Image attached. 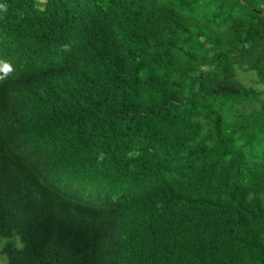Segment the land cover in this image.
Returning a JSON list of instances; mask_svg holds the SVG:
<instances>
[{"label":"trees","instance_id":"obj_1","mask_svg":"<svg viewBox=\"0 0 264 264\" xmlns=\"http://www.w3.org/2000/svg\"><path fill=\"white\" fill-rule=\"evenodd\" d=\"M0 254L264 264V0H0Z\"/></svg>","mask_w":264,"mask_h":264},{"label":"rangeland","instance_id":"obj_2","mask_svg":"<svg viewBox=\"0 0 264 264\" xmlns=\"http://www.w3.org/2000/svg\"><path fill=\"white\" fill-rule=\"evenodd\" d=\"M244 78H246V79H249V78H251V76L249 75V74H245V77ZM6 262H5V258H4V256H2L1 254H0V264H5Z\"/></svg>","mask_w":264,"mask_h":264}]
</instances>
